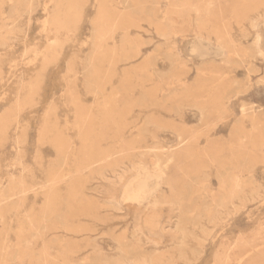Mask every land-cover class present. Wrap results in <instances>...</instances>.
Wrapping results in <instances>:
<instances>
[{"label": "rangeland", "instance_id": "1", "mask_svg": "<svg viewBox=\"0 0 264 264\" xmlns=\"http://www.w3.org/2000/svg\"><path fill=\"white\" fill-rule=\"evenodd\" d=\"M0 264H264V0H0Z\"/></svg>", "mask_w": 264, "mask_h": 264}, {"label": "bare ground", "instance_id": "2", "mask_svg": "<svg viewBox=\"0 0 264 264\" xmlns=\"http://www.w3.org/2000/svg\"><path fill=\"white\" fill-rule=\"evenodd\" d=\"M178 143L180 144V143H182V142L179 141ZM130 146H131V145H130ZM148 150H149V149H148ZM153 150H154V149H153ZM164 154H166V153H164ZM139 155H140V154H139ZM158 159H160V157H158ZM161 159H162V157H161ZM158 161H159V160H158ZM161 161H162V160H161ZM158 163H160V162H158ZM158 163H157L156 165H158ZM136 164H138V163H136ZM141 165H142V164H141ZM156 165H154L153 167H155ZM159 165H160V164H159ZM159 165H158V166H159ZM135 166H136V165H135ZM135 166H133V167H135ZM138 166H140V165H138ZM138 166H137V167H138ZM160 167H161V166H160ZM143 168L145 169V167H142V166L140 167L141 170H142ZM155 169H157V168H155ZM155 169H154V170H155ZM222 169H223V168H222ZM133 170H135V169H133ZM158 170H159V168H158ZM160 170H162V169H160ZM110 171H111V170H110ZM150 171H151V170H147V167H146V170L143 171V173H141V174L135 173V174H136L137 176L142 177L143 175L150 173ZM111 172H112V171H111ZM159 172H161V171H159ZM160 174H161V173H160ZM164 175H165V174H164ZM124 179H125V178H120L118 184L113 186V190H115V186H117V187H118V190L125 192L124 190H125V185H126V182H127V181L124 180ZM231 180H232V179H231ZM236 188H237V187H236ZM238 189H239V188H238ZM110 197H111V199L113 200L114 203H117V202H116L117 199H114V197H112V193H111ZM154 201H155V200H154ZM156 201H157V200H156ZM153 204H154V203H153ZM226 204H227V202H226ZM226 204H225V205H226ZM151 226H152V225H151ZM239 261H240V260H239Z\"/></svg>", "mask_w": 264, "mask_h": 264}]
</instances>
